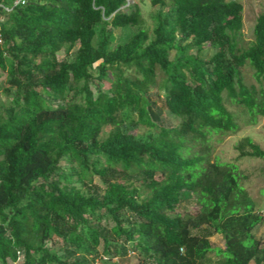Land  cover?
<instances>
[{"label":"trees","instance_id":"1","mask_svg":"<svg viewBox=\"0 0 264 264\" xmlns=\"http://www.w3.org/2000/svg\"><path fill=\"white\" fill-rule=\"evenodd\" d=\"M15 1L0 0V264H264L239 166L211 158L238 128L225 93L264 116V11L244 41L240 0H148L151 29L138 1Z\"/></svg>","mask_w":264,"mask_h":264},{"label":"rangeland","instance_id":"2","mask_svg":"<svg viewBox=\"0 0 264 264\" xmlns=\"http://www.w3.org/2000/svg\"><path fill=\"white\" fill-rule=\"evenodd\" d=\"M129 2L138 1L142 12L144 25L152 28V19L150 17L154 8L150 5L148 0H128ZM243 4L241 13L243 16V40L248 41L254 37V27L258 16L264 11V0H240ZM137 21L132 22V28L135 29ZM118 28L116 31V41H120L121 38L127 37L129 30H121ZM193 52L194 49H191ZM214 49L209 47L204 50L202 56L209 58L213 54ZM246 80L249 83H255L259 85V82L253 76V70L250 67L244 69ZM264 84V83H263ZM5 94L1 91L0 97H4ZM225 104L228 109L234 114L235 120L238 123L237 130L228 131L222 136L215 135L212 140V155L213 160L219 161H234L239 166L240 181L256 202V210L252 221L257 224L254 233L259 238H264V158L256 157L249 154H241V150L238 145L246 137H252L254 142L260 144L264 148V116L257 115L252 116L249 114L247 108L243 105L233 103L225 93ZM170 116L174 123L179 122V117L166 112ZM245 150H250L246 147ZM120 167H123L122 163H119ZM146 192L143 191L142 195ZM200 208L197 203H192L190 210L191 213H195ZM212 242L215 246H224V240L221 234H216L212 237ZM119 264H126V262H119ZM130 264V263H129ZM200 264H220L219 259L214 252L207 254L206 258ZM254 264V263H252Z\"/></svg>","mask_w":264,"mask_h":264},{"label":"built area","instance_id":"3","mask_svg":"<svg viewBox=\"0 0 264 264\" xmlns=\"http://www.w3.org/2000/svg\"><path fill=\"white\" fill-rule=\"evenodd\" d=\"M25 0H16L15 1V4H19L20 2H24ZM0 42H2V36H1V33H0ZM98 264V262L96 263Z\"/></svg>","mask_w":264,"mask_h":264},{"label":"clouds","instance_id":"4","mask_svg":"<svg viewBox=\"0 0 264 264\" xmlns=\"http://www.w3.org/2000/svg\"><path fill=\"white\" fill-rule=\"evenodd\" d=\"M96 263H97V262H96ZM96 263H95V264H96ZM98 264H100V262H98Z\"/></svg>","mask_w":264,"mask_h":264}]
</instances>
